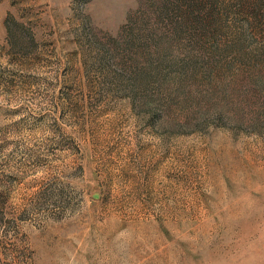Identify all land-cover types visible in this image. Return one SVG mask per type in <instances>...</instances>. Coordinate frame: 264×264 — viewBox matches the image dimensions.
I'll list each match as a JSON object with an SVG mask.
<instances>
[{
	"label": "rangeland",
	"instance_id": "1",
	"mask_svg": "<svg viewBox=\"0 0 264 264\" xmlns=\"http://www.w3.org/2000/svg\"><path fill=\"white\" fill-rule=\"evenodd\" d=\"M142 1L0 0V264H264V0L150 74Z\"/></svg>",
	"mask_w": 264,
	"mask_h": 264
},
{
	"label": "trees",
	"instance_id": "2",
	"mask_svg": "<svg viewBox=\"0 0 264 264\" xmlns=\"http://www.w3.org/2000/svg\"><path fill=\"white\" fill-rule=\"evenodd\" d=\"M261 9L262 0H143L128 14L119 34L109 37V43L120 62L132 64L130 69L145 74L164 73L173 65L184 68L202 62L194 44L211 55L217 37L226 32L227 26L231 27V10L233 14L251 13L246 18L250 25L249 18L255 21L261 16L258 13ZM122 32L127 37L124 41H121ZM179 41L190 44L180 59H173L172 51L159 46Z\"/></svg>",
	"mask_w": 264,
	"mask_h": 264
}]
</instances>
